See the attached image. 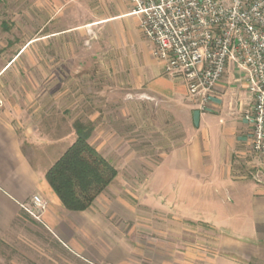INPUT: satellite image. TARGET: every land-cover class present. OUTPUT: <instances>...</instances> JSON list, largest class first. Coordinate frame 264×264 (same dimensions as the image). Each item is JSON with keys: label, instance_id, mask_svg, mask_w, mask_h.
Wrapping results in <instances>:
<instances>
[{"label": "rangeland", "instance_id": "obj_1", "mask_svg": "<svg viewBox=\"0 0 264 264\" xmlns=\"http://www.w3.org/2000/svg\"><path fill=\"white\" fill-rule=\"evenodd\" d=\"M113 8L90 0H0V98L46 135L45 151L54 153L50 160L75 140V121L93 125L90 144L117 171L110 186L113 194L105 192L94 206L108 212L114 210L109 209L112 203L120 202L126 220L113 219L114 230L121 227L125 236L120 240L140 255L141 246L154 243L156 224L165 228L168 221L170 227L166 213L172 206L154 185L178 182L180 175L154 168L181 144L183 124H171V109L156 107L142 92L144 86L136 88L131 70L104 33L95 39L91 33L89 40L79 34L46 36L103 17ZM133 38L119 49L147 56L150 42L140 30ZM34 220L28 214L24 224L17 223L0 241V264H89ZM206 228L198 220L174 219L176 264H216L218 235ZM158 238L166 242L165 236Z\"/></svg>", "mask_w": 264, "mask_h": 264}, {"label": "crops", "instance_id": "obj_2", "mask_svg": "<svg viewBox=\"0 0 264 264\" xmlns=\"http://www.w3.org/2000/svg\"><path fill=\"white\" fill-rule=\"evenodd\" d=\"M90 1L112 5L114 11L100 18L63 26L46 36L79 34L89 40L91 33L94 39L97 33H104L117 46L131 70L129 74L134 77L132 82L136 88L144 86L142 92L154 99L156 107L171 109V124L182 122L181 144L165 154L154 168L180 175L178 182L160 180L162 182L154 185L158 193L161 189L159 194L172 206V211L166 213L170 227L168 221L165 228L156 224L151 231L156 236L154 243L150 248L141 246L142 253L133 255L132 248L119 238L125 233L121 232V227L114 230L112 223L113 219L126 220L125 211L119 209L120 202L117 200V206L112 203L109 209L114 210L108 212L94 206L105 192L112 193L113 181L86 210L65 209L45 179L46 171L64 150L50 160L54 153L48 155L45 151L46 135L36 125H31L30 118L21 120L20 113L12 111L2 99L0 241L13 232L17 223L24 224L28 219L25 208L37 195L46 203L39 224L52 232L62 246L89 264L100 261L107 264H176L175 218L189 223L198 220L208 227L206 229L217 233L220 259L216 264H264V160L251 151L250 127L239 115L247 102V93L237 82L239 72L230 65L224 79L213 89L206 110L199 111L190 101L184 82L164 73L163 63L152 56V45L146 40L147 56L119 49L121 43L134 41L137 30L142 33L131 1ZM142 36L145 37L143 33ZM158 236H165L166 242ZM182 264H186L185 260Z\"/></svg>", "mask_w": 264, "mask_h": 264}, {"label": "built area", "instance_id": "obj_3", "mask_svg": "<svg viewBox=\"0 0 264 264\" xmlns=\"http://www.w3.org/2000/svg\"><path fill=\"white\" fill-rule=\"evenodd\" d=\"M130 1L152 56L168 77L184 82L199 111L206 110L229 66L235 67L247 93L239 115L250 127L251 151L264 160V0ZM45 209L34 195L25 211L40 221Z\"/></svg>", "mask_w": 264, "mask_h": 264}, {"label": "trees", "instance_id": "obj_4", "mask_svg": "<svg viewBox=\"0 0 264 264\" xmlns=\"http://www.w3.org/2000/svg\"><path fill=\"white\" fill-rule=\"evenodd\" d=\"M73 129L75 140L46 171L45 179L65 209L83 211L108 187L117 171L90 144L92 124L75 121Z\"/></svg>", "mask_w": 264, "mask_h": 264}]
</instances>
